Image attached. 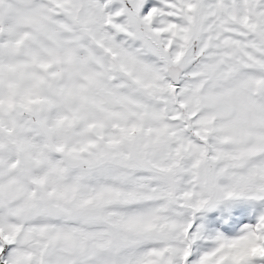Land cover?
Listing matches in <instances>:
<instances>
[{"label":"snow or ice","instance_id":"obj_1","mask_svg":"<svg viewBox=\"0 0 264 264\" xmlns=\"http://www.w3.org/2000/svg\"><path fill=\"white\" fill-rule=\"evenodd\" d=\"M0 264H264V0H0Z\"/></svg>","mask_w":264,"mask_h":264}]
</instances>
